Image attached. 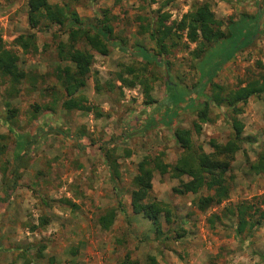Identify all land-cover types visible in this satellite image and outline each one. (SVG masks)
I'll return each instance as SVG.
<instances>
[{
  "label": "rangeland",
  "instance_id": "rangeland-1",
  "mask_svg": "<svg viewBox=\"0 0 264 264\" xmlns=\"http://www.w3.org/2000/svg\"><path fill=\"white\" fill-rule=\"evenodd\" d=\"M48 1L67 2L88 21L101 15L103 8L108 9L110 40L132 51L112 44L107 54L93 51L86 83L78 90L91 109L64 110L58 99H52V109H42L32 117L33 102H49L52 98L42 88L50 83L58 87L51 69L59 62L56 41L64 39L65 34L63 27L53 23L30 28L26 0H0V39L16 50L28 72L42 75L37 77L35 87L24 80L15 93L0 82V264H115L125 252L137 264H144L148 254L154 256L155 264H264V217L250 232L245 229L237 238L232 230L234 217L221 215L225 204L264 191V172L249 169L250 161L264 151L261 97L250 96L237 114L243 122L242 134L248 139H243L234 152L227 174L228 194L218 205L198 210L196 197L209 189L203 186L194 193H176L171 187L187 176H172L157 169L152 170L150 195L166 202L171 210L170 222L162 220V233L156 236L149 221L140 213H133L129 205L128 190L137 164L160 152L163 162H173L180 153L173 136L174 125L188 127L194 144L205 151L211 149L209 139L221 143L231 140L228 122L213 105L208 106L209 119L199 122L198 133L192 126L194 108L183 102L170 124L156 120L143 127L149 107L143 104L140 79L149 85V93L156 99L165 94L164 78L175 84L179 100L187 88L199 101V90H210L209 82L204 86L196 83L201 56L190 54L195 42L183 30L173 34L175 43L169 45L167 53L157 56L165 60L166 73L155 62L158 58L152 53L156 46L149 30L141 27L162 13L164 23L171 24L199 0ZM207 1L214 16L222 19L223 28L228 20L243 15L258 25L251 42L221 64L212 80L232 88L240 80L244 83L264 72V0ZM28 31L35 33L36 49L22 51L11 40ZM137 45L145 47L150 58L138 53ZM121 77L134 80V84H124ZM162 107H169L165 100ZM4 118L15 130L29 135L17 158L12 154L14 136L2 122ZM104 145L111 146L117 155L120 176L116 182L110 179L103 160ZM62 198H69L74 205ZM109 206H115L116 212L109 227L103 229L96 217ZM260 207L264 208V203ZM213 212L219 218L210 221ZM177 232L182 234L177 236Z\"/></svg>",
  "mask_w": 264,
  "mask_h": 264
},
{
  "label": "trees",
  "instance_id": "trees-1",
  "mask_svg": "<svg viewBox=\"0 0 264 264\" xmlns=\"http://www.w3.org/2000/svg\"><path fill=\"white\" fill-rule=\"evenodd\" d=\"M155 0H147L151 3ZM26 19L30 28L39 27L40 24L49 23L63 27L64 39H58L55 45L56 56L59 60L52 69L58 87L55 83L44 86L42 90H47V94L52 95L48 102H33L31 104L32 117L42 109H52L54 100L58 99L59 105L64 110L81 109L89 110L91 105L86 103V97L78 90L86 83V78L94 60V52L107 54L109 44L119 46L125 51H132L131 48L124 47V44L110 40L112 37V26L108 22L111 15L106 8L101 10V15L94 16L93 20H86L77 15L67 2L62 4L51 3L48 0H26ZM165 14H159V18L152 22L146 21L142 29L149 30V37L156 46L154 57H161L167 53L169 45L175 43L173 34L178 30H183L184 35L195 42L190 54L193 57L201 56V61L197 67L198 80L196 83L205 85L209 82L210 90L208 93L199 90L202 100H197L198 96L191 95V89H185V94L181 100L177 99V90L170 79L164 78L165 94L162 98H153L149 93V85L144 80L142 90L144 95L143 104L148 105L149 111L146 114L143 127L159 123L170 124L182 108L193 106L195 119L192 126L196 133L200 129V121L209 119L207 116L208 106L213 105L218 108L231 128V140L227 143L217 142L209 139L210 150L205 151L199 145H195L188 127L174 125L173 136L181 148L180 153L173 162H163L161 153L147 157L139 162L136 171L130 180L129 205L133 213H140L145 217L156 236L162 233V220L170 222V207L154 196L150 195L152 170L157 169L163 173L168 171L172 176L186 175V179H180L178 184L171 187L176 193L197 192L201 187L208 188V192L200 194L195 199V206L198 210L204 211L208 207L218 205L227 197L229 185V163L234 152L240 147L243 139V122L237 117L242 111V105L250 96L261 97L264 100V72L260 71L248 79L240 80L232 88H226L212 80L215 71L226 60L231 58L241 47L251 42L252 37L257 32L258 25L253 18L243 15L234 20L226 22V28L222 27V19L216 18L207 0L195 1L188 10L183 12L180 18L171 24H165ZM178 36V35H177ZM229 39L228 40H226ZM12 44L19 46L22 51L35 50V33L28 31L15 35ZM186 45V44H185ZM141 55L150 58V53L143 46H135ZM157 57V58H158ZM161 64L166 73L167 67L165 60L159 58L155 60ZM37 77L42 75L35 72H28L20 63L19 55L13 47H7L0 39V82L4 83L10 93L18 91L19 84L28 80L32 87H35ZM126 85L134 84V80H126L121 77ZM242 81V83H241ZM8 90V91H9ZM201 91V93H200ZM197 93V94H198ZM165 100L169 107H162ZM156 109L157 111H153ZM154 112V113H153ZM2 122L6 125L14 136L13 157L17 158L28 142V133L15 130L10 122L5 118ZM104 163L110 179L116 182L120 176L119 162L117 155L111 146H101ZM129 152L127 151L126 154ZM231 164V163H230ZM249 169L255 172H264V151L257 153L256 158L249 163ZM62 201L74 205L69 198H62ZM264 203V191L253 195L249 199H241L236 202H229L222 207L223 215L234 217L232 230L235 237H239L246 229V232L257 226L260 219L264 217V208L260 204ZM116 212L115 206L106 207L96 217V222L100 228L106 229L112 223ZM210 221L219 218V214H210ZM43 222L45 219L43 218ZM182 233L177 232V236ZM67 264H78L71 261ZM115 264H137V260L125 252L115 262ZM144 264H155L153 255L145 257Z\"/></svg>",
  "mask_w": 264,
  "mask_h": 264
}]
</instances>
